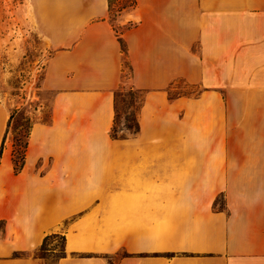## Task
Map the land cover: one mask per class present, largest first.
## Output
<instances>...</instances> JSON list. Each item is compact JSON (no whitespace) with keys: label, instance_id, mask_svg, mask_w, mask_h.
I'll use <instances>...</instances> for the list:
<instances>
[{"label":"crops","instance_id":"0c3cea01","mask_svg":"<svg viewBox=\"0 0 264 264\" xmlns=\"http://www.w3.org/2000/svg\"><path fill=\"white\" fill-rule=\"evenodd\" d=\"M117 21L126 50L109 0H0V25L53 49L18 169L0 90V264H48L51 235L54 264H264V0H138ZM126 85L140 129L113 136Z\"/></svg>","mask_w":264,"mask_h":264},{"label":"rangeland","instance_id":"374dc122","mask_svg":"<svg viewBox=\"0 0 264 264\" xmlns=\"http://www.w3.org/2000/svg\"><path fill=\"white\" fill-rule=\"evenodd\" d=\"M124 12V11H123ZM117 11L111 17L117 23L116 28L123 29L118 21ZM128 25V24H127ZM25 27L15 29L13 25H0V90L14 105V112L10 124V136L13 140L16 156L21 159L27 135L35 118L34 109L39 103L40 94L37 85L42 70L53 49L49 43H44L40 34L34 30L30 32ZM185 91L198 92L197 86H186ZM173 94V91H171ZM47 106L44 117L50 113L51 93H44ZM44 96V97H45ZM144 100V92L129 85L117 91L118 116L116 120V133L126 128L128 124L135 125L136 115ZM223 200L219 197L216 205L221 206ZM64 238L61 235H51L39 255L47 257L48 264L62 253ZM53 248L52 252L48 251Z\"/></svg>","mask_w":264,"mask_h":264},{"label":"trees","instance_id":"16d2710c","mask_svg":"<svg viewBox=\"0 0 264 264\" xmlns=\"http://www.w3.org/2000/svg\"><path fill=\"white\" fill-rule=\"evenodd\" d=\"M137 2L138 0H109V10H110V17L111 15L117 11V14H121L123 11L125 10H128V9H131V8H134L136 5H137ZM134 25V22H130L128 23V25H126L125 28L123 29H118L117 28V31H118V34H120V41L122 43V47L124 50H126V45L123 41V37H122V33L124 32V30L126 28H129L131 26ZM133 88V87H132ZM117 116H118V107H117V115H116V119H115V122H114V125L112 127V135L113 136H116L118 135L116 133V120H117ZM127 128H129L131 131H138L140 129V122H139V119H138V115H136V122H135V125H131V124H128L126 126ZM27 143V141H26ZM26 143L24 145V150L22 152V156H21V159H18L17 156H16V150L14 149V153H15V156H14V162H15V167L16 169L20 168L21 164H22V160H23V157H24V153H25V147H26ZM47 240V239H46ZM45 243L42 245V247H44ZM41 247V248H42Z\"/></svg>","mask_w":264,"mask_h":264}]
</instances>
